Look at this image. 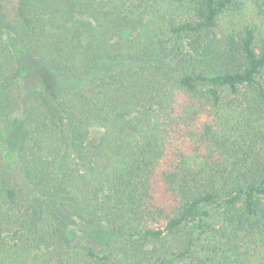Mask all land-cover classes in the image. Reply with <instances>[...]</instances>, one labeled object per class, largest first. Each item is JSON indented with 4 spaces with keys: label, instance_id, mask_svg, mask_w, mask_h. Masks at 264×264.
<instances>
[{
    "label": "trees",
    "instance_id": "obj_1",
    "mask_svg": "<svg viewBox=\"0 0 264 264\" xmlns=\"http://www.w3.org/2000/svg\"><path fill=\"white\" fill-rule=\"evenodd\" d=\"M0 14V138L24 96L18 57L69 82L31 87L19 178L0 150V264H264V0ZM55 202L84 241L64 240Z\"/></svg>",
    "mask_w": 264,
    "mask_h": 264
},
{
    "label": "rangeland",
    "instance_id": "obj_2",
    "mask_svg": "<svg viewBox=\"0 0 264 264\" xmlns=\"http://www.w3.org/2000/svg\"><path fill=\"white\" fill-rule=\"evenodd\" d=\"M2 21V17L0 14V23ZM2 25V24H0ZM1 28V27H0ZM3 32V31H2ZM7 40V39H6ZM8 42V40H7ZM10 45V44H9ZM18 63L20 68L22 69L23 79L22 82L24 84V96L21 103L20 108L17 112H15L12 117V127L10 129L9 134L2 135L3 137L0 138V150L6 146L8 147L10 143H14L17 141V146H20V141L17 139L18 137V129H22L24 133L25 127H27L31 123L30 115L28 114V109L33 99L31 97V87L37 85L41 88H45L51 94H56L59 90L63 89L64 87L69 85V82L60 74L53 72L46 66L37 64L24 56L18 57ZM100 132L95 129L93 134H99ZM6 136V137H4ZM14 141V142H13ZM10 158L7 162V168L11 174L17 179L20 177L18 163H19V151L16 147L10 144L9 147ZM54 206L60 212L62 216H64L66 221L65 229L67 230V236L63 232V238L66 242L68 239L72 241V243L78 242L79 238L78 235L82 237L78 233L77 227L79 222H76L74 218H68L70 216L64 215L62 210L57 206V202H55ZM68 231L71 233L69 234ZM73 234V235H72ZM70 235V236H69ZM77 235V236H76ZM84 241V237H82ZM108 241L107 236L104 235H94L90 237H86V244L89 245L94 251L101 249L104 246V243Z\"/></svg>",
    "mask_w": 264,
    "mask_h": 264
}]
</instances>
